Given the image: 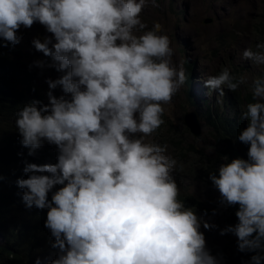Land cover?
I'll list each match as a JSON object with an SVG mask.
<instances>
[{
	"label": "clouds",
	"instance_id": "obj_1",
	"mask_svg": "<svg viewBox=\"0 0 264 264\" xmlns=\"http://www.w3.org/2000/svg\"><path fill=\"white\" fill-rule=\"evenodd\" d=\"M147 2L0 0V38L20 50L18 31L40 23L51 36L36 38L33 45L64 73L47 81V95L41 88L37 97L21 100L23 106L15 112L26 153L57 159L28 163L24 172L30 175L17 181L27 208L48 209L45 227L59 250L50 264H229L209 251L214 244L206 238L215 227L219 238L228 241H221L228 259L264 264V78L252 82L255 102L241 115L248 126L238 139L250 145L248 158L221 164L219 175L210 174L213 184L187 174L192 184L205 182L202 194L179 189L173 176L178 162L167 154L168 146L160 144L155 131L165 121L163 106L182 85L186 83L187 94L194 89L191 80L187 83V71L173 63L174 49L170 37L161 34L163 25L156 22L146 30L141 13ZM241 30L219 35L206 57L220 53L243 34ZM256 48L246 49L243 57L264 65V43ZM200 60L186 62L191 77ZM36 63L43 66V61ZM231 66L204 82L214 92L211 98L194 91L199 103L203 98L227 99L225 87L243 96L247 78L243 70L239 77L232 75ZM57 87L65 95H54ZM185 99L177 98L174 126L188 130L183 146L193 143L195 149H205L207 158L202 161L223 160L199 109L181 112ZM189 111L198 115L200 138L184 123ZM185 163L189 167L194 160L190 157ZM56 186L60 187L53 191ZM39 247L40 243L33 264H40L35 260Z\"/></svg>",
	"mask_w": 264,
	"mask_h": 264
},
{
	"label": "trees",
	"instance_id": "obj_2",
	"mask_svg": "<svg viewBox=\"0 0 264 264\" xmlns=\"http://www.w3.org/2000/svg\"><path fill=\"white\" fill-rule=\"evenodd\" d=\"M257 40L260 44L264 43V37H258ZM19 46L20 50L0 38V235L3 236L2 242H0V264H33L32 258L40 243L37 232L42 230L47 219L48 209L27 208L22 199L24 190L13 185V182L20 178H26L28 175L23 168L16 165L17 159L23 160L25 163L37 162V164L57 162V159H41L39 155L38 159L29 156L26 153L29 152V149L25 148L21 141H18L21 137L16 138L19 133L15 125V112L23 106L21 100L33 94L35 97L40 94L31 82L33 78L31 70L28 69L27 53L23 51L21 44ZM31 55L33 56V54ZM249 67L253 71L251 62H249ZM242 69L244 66H231L229 71L232 75L239 77ZM186 71L189 84L192 72L188 71L187 66ZM255 79L254 75L250 73L248 82L242 90L244 92L242 97L225 87L228 92V98L225 100L216 98L212 102H208L203 98L199 103L194 91H191L187 94L185 103L180 104L182 113L186 108L196 107L199 109L201 120L209 129V134L213 136L216 145L221 147L219 154L224 158L223 160L219 162L207 159L202 161L203 157L207 158L206 150L195 149L193 143L183 146L185 139L189 137L188 130L183 127L182 131L175 130L170 120H165L155 131L161 139V145L166 144L168 148H177L179 157H182L184 161L190 157L193 158L194 164L188 167L191 171L188 174L205 178L213 184L210 174L219 175L221 164L226 161L230 162L231 159L237 157L248 158L247 153L250 145L240 142L238 136L248 126V121L241 119V115L246 110L248 103L255 102L251 91V85ZM19 101L21 102L19 103ZM198 142L201 144L202 140ZM59 187L56 186L53 191ZM51 195L50 192L49 199H51ZM21 203L26 207L23 212L25 220H19L17 217ZM232 206L234 207V205ZM224 236L230 238L229 235ZM232 242L234 243L235 240L232 239ZM209 251L212 255L221 258L223 254L229 264H240L237 260L228 259L222 246H217L216 249L213 248ZM223 261L222 259V263Z\"/></svg>",
	"mask_w": 264,
	"mask_h": 264
},
{
	"label": "rangeland",
	"instance_id": "obj_3",
	"mask_svg": "<svg viewBox=\"0 0 264 264\" xmlns=\"http://www.w3.org/2000/svg\"><path fill=\"white\" fill-rule=\"evenodd\" d=\"M170 6L172 7L171 9H169ZM141 17L147 24L146 30H151L156 22L163 25V32L161 34H166L171 39V46L174 49L172 60L177 68L183 67L186 70L187 61H193L197 58L201 59L196 70H194V75L191 77L193 89L194 91L196 90V94L200 97L209 99L213 96L214 92L205 87L204 82L210 76L220 73L230 64L236 67L244 66L241 75L246 76L247 79H249L250 73L255 78H264V65H255L243 57V52L246 49L251 48L256 51L257 44H260L257 38L264 37V0H156L155 4L151 0H148L141 13ZM210 17L213 18V21L209 22L208 19ZM236 28H243L241 30L243 34L231 44L225 46L220 53L207 58L208 51L216 47L219 35H223L229 31L236 34V31H233ZM17 34L22 37L18 44H21L23 51L27 53L26 60L29 63L28 68L31 69L33 78L31 82L34 83V86L38 90L42 88L47 95L49 91L47 81L49 79L55 80L64 73L57 71L51 57H47L35 49L33 40L39 38L43 41V37L46 39L51 34L38 22L33 24L31 28L21 27ZM37 61H43V66L38 65ZM249 62H251L253 71L249 67ZM199 85L201 86L200 90H198ZM186 88L187 85L184 83L179 92L172 98L171 103L163 106L165 111L162 119L170 120L173 126H175V119L179 116L177 98L181 100L186 98ZM240 89L242 90V86ZM206 93L207 96L205 95ZM53 94L57 97L65 95L61 87L53 90ZM41 100L44 103H48V97L43 96ZM181 126L182 124L179 123V127ZM20 137L17 134L16 138ZM18 141H21V139H18ZM144 142L146 143V140ZM11 145H13L12 142ZM167 154L171 155L178 162L177 170L173 172V176L179 189L183 188L186 189V192L191 191L196 194L204 193L205 182L192 184L190 178L186 177L191 171L188 169L183 158L179 157L177 148H168ZM33 163L37 164V162ZM27 164L20 159L16 161V165L23 169ZM181 165L183 166L182 171L179 170ZM28 175L30 174L28 173ZM13 185L19 187L17 181L13 182ZM19 189L22 190L20 187ZM25 209V205L21 203L19 205V213L17 214L19 220H25L23 213ZM218 232V227L210 229L206 242L214 244V249L217 246H222L226 249L223 243L227 244L228 241L219 238L221 233ZM37 237L41 242L38 249L40 253L36 255L35 259L36 263L39 259L40 264H46L43 261L45 258L48 260V264H50V261L56 259L59 254V250L53 247L55 239L45 225L42 230L37 232ZM1 240L2 236L0 235Z\"/></svg>",
	"mask_w": 264,
	"mask_h": 264
},
{
	"label": "water",
	"instance_id": "obj_4",
	"mask_svg": "<svg viewBox=\"0 0 264 264\" xmlns=\"http://www.w3.org/2000/svg\"><path fill=\"white\" fill-rule=\"evenodd\" d=\"M209 22L212 21V19H208ZM43 40H45V37H43ZM184 123L187 127H189L190 131L194 134V136L200 138L201 137V124L199 122L198 115L195 111H189L184 116Z\"/></svg>",
	"mask_w": 264,
	"mask_h": 264
},
{
	"label": "bare ground",
	"instance_id": "obj_5",
	"mask_svg": "<svg viewBox=\"0 0 264 264\" xmlns=\"http://www.w3.org/2000/svg\"><path fill=\"white\" fill-rule=\"evenodd\" d=\"M210 127H211V126H210ZM227 135H228V134H227ZM16 175H17V174H16ZM21 176H22V175H21ZM181 182H182V181H181ZM44 243H45V242H44ZM44 243H43V245H44ZM47 245H48V244H47ZM50 245H51V244H50ZM48 246H49V245H48ZM48 246H47V247H48ZM48 250H49V249H48ZM237 262H238V261H237Z\"/></svg>",
	"mask_w": 264,
	"mask_h": 264
}]
</instances>
